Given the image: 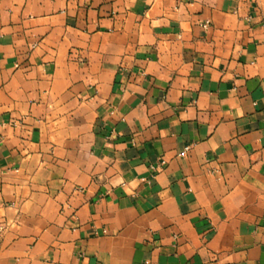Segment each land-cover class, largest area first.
<instances>
[{
	"label": "crops",
	"instance_id": "crops-1",
	"mask_svg": "<svg viewBox=\"0 0 264 264\" xmlns=\"http://www.w3.org/2000/svg\"><path fill=\"white\" fill-rule=\"evenodd\" d=\"M0 264H264V0H0Z\"/></svg>",
	"mask_w": 264,
	"mask_h": 264
},
{
	"label": "built area",
	"instance_id": "built-area-1",
	"mask_svg": "<svg viewBox=\"0 0 264 264\" xmlns=\"http://www.w3.org/2000/svg\"><path fill=\"white\" fill-rule=\"evenodd\" d=\"M190 149V146H185L180 152L179 155L184 156L187 151Z\"/></svg>",
	"mask_w": 264,
	"mask_h": 264
}]
</instances>
